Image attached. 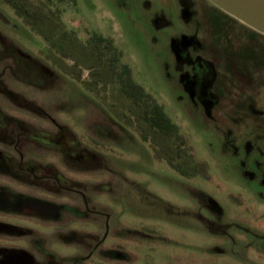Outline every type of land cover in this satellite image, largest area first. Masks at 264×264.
Wrapping results in <instances>:
<instances>
[{
	"label": "rangeland",
	"instance_id": "rangeland-1",
	"mask_svg": "<svg viewBox=\"0 0 264 264\" xmlns=\"http://www.w3.org/2000/svg\"><path fill=\"white\" fill-rule=\"evenodd\" d=\"M12 1L44 22L47 29L40 26L63 49L45 43L0 0L4 142L36 157V163L53 165V143L63 138L90 161L67 162L74 171L67 179L75 187L63 198L73 206L90 202L94 214L87 224L71 222L63 236L54 237L55 228L19 221L44 234L45 248L57 257L51 263L70 264L89 254L74 264H264V35L212 10L207 0ZM186 6L191 16L184 19ZM210 17L213 25L206 23ZM218 26L215 35L211 29ZM94 33L112 42L133 81L173 122L179 137L170 141L177 152L151 134L143 141L115 81L103 68L89 69L85 41ZM180 34L195 35L215 63L220 97L215 119L194 106L180 85L182 67L171 49ZM248 42L246 57L235 50L234 60L249 78L247 98L261 112L239 107L246 97L226 64L229 44ZM18 123L32 134L17 136ZM64 152L68 160L78 157ZM0 183L22 189L10 180ZM69 229L95 231V239L72 240L65 236ZM21 240L32 252L39 244L34 235Z\"/></svg>",
	"mask_w": 264,
	"mask_h": 264
},
{
	"label": "flooded vegetation",
	"instance_id": "flooded-vegetation-1",
	"mask_svg": "<svg viewBox=\"0 0 264 264\" xmlns=\"http://www.w3.org/2000/svg\"><path fill=\"white\" fill-rule=\"evenodd\" d=\"M187 4L189 5V3ZM212 10L219 11L216 8H212ZM181 13L184 19L191 16L190 8L187 6L182 8ZM211 20L212 18L210 17V19L206 20V23L210 25ZM211 30L216 35L219 34L220 27L218 26ZM172 40L173 57L182 67V71L179 73V81L183 91L188 95L192 104L198 107L206 117L215 119L213 112L218 107L220 98L216 92L219 81L217 80L215 63L205 57L206 47L201 41L196 39L195 35L180 34ZM248 45L249 42L238 47H233L229 44V56L226 59V64L230 65V76L240 79L241 87L246 97V100L240 103L239 107L244 105L250 108L251 112H254L255 110H260L257 109V105L250 97L247 98L249 91L252 90L249 86V78L248 76H246L247 78L243 76V73L240 72V67L236 65L234 60L235 50L243 59L246 57L245 48ZM26 59L34 67L39 66L34 59L30 57H26ZM256 67L260 70L263 66L256 65ZM2 119H4V115L0 112V120ZM28 131L30 133L33 132L26 129L22 124H17V136L26 135ZM31 137L35 140L34 134ZM5 138V129L1 126L0 121V181L1 179L10 180L21 186L22 189H16L13 186L0 183V240L3 238L10 240V244L0 243V264H54L51 262H56L57 257L56 254L45 248L47 241L44 243V234L41 231H39L40 234L37 232L36 234L30 227L22 223L27 221L39 226L55 228L52 233L54 237L63 236L62 228L67 227L71 222L78 223L82 220L83 224H87L86 220H89V217L94 214V209L90 202L88 204V202L85 203L84 201L82 206H77L76 204V206H73L63 201V198L67 194L69 195L70 192H74L75 187L74 183L67 179L68 172H74L67 162H84L88 164L90 161L82 155L81 148L72 142L70 144L62 138L60 142L53 143L56 146V156L52 158L55 161L53 165L48 161L36 163V157H30L18 152L15 146L4 142ZM64 151L71 154L76 153L75 156L78 155V157L69 160L66 157L63 158ZM65 234V236L72 237V240L75 238L82 239V241L86 239L83 242H88V244L95 239V231L91 230L69 229ZM29 235H34L38 240L39 244L35 247L36 250L33 251L41 257V262H36L34 252L29 251L25 246L18 243L23 238L28 239ZM105 235L106 233L103 234L100 241L105 238ZM39 250L42 252H39ZM88 257L89 254L83 258L82 256L73 257V260L71 259L73 263L70 264L76 263L77 259H81L82 263H84Z\"/></svg>",
	"mask_w": 264,
	"mask_h": 264
},
{
	"label": "trees",
	"instance_id": "trees-1",
	"mask_svg": "<svg viewBox=\"0 0 264 264\" xmlns=\"http://www.w3.org/2000/svg\"><path fill=\"white\" fill-rule=\"evenodd\" d=\"M1 1L13 9L18 14L19 18H21L23 22L29 26L45 43L53 47L58 46L59 49H63L60 41L55 43L51 40V36L46 34L43 27L47 29V25L41 20H38L36 15H34L28 8H21L12 0ZM56 1L59 3L64 2V0ZM66 1L67 3L71 2L72 5L75 3V0ZM42 24L43 27L40 26ZM85 45L88 48V52H86V54L90 60L89 69L91 70L95 67L103 68L104 74L111 80L113 79L117 84V90L121 96L129 101L130 107L132 108L131 112H133L136 116V128L140 138L143 141H146L148 135L151 134L155 138L157 137L165 140L168 147H173V149L177 152V150H179V146L174 147L173 143L170 141L172 138L176 140L177 137H179L177 135V128L163 112L161 106H159L149 94L145 93L139 84L133 81L129 67L120 63V52L113 46L112 42L105 39V37L100 34L94 33L87 37ZM70 54L73 55L72 53ZM77 63L79 62L75 59V64ZM94 73L98 76L100 75L98 70L94 71ZM77 79L79 80V77ZM82 84L86 85L87 88H90V85H88L87 82H82ZM165 154L167 155V152ZM177 158H181V155L178 154ZM166 163L173 170L182 173V170H178V166L173 164L170 157H167Z\"/></svg>",
	"mask_w": 264,
	"mask_h": 264
},
{
	"label": "water",
	"instance_id": "water-1",
	"mask_svg": "<svg viewBox=\"0 0 264 264\" xmlns=\"http://www.w3.org/2000/svg\"><path fill=\"white\" fill-rule=\"evenodd\" d=\"M220 12L264 35V0H207Z\"/></svg>",
	"mask_w": 264,
	"mask_h": 264
}]
</instances>
